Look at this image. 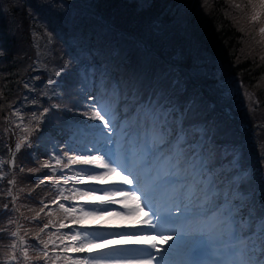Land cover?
I'll return each instance as SVG.
<instances>
[{"label": "snow or ice", "instance_id": "1", "mask_svg": "<svg viewBox=\"0 0 264 264\" xmlns=\"http://www.w3.org/2000/svg\"><path fill=\"white\" fill-rule=\"evenodd\" d=\"M249 2L253 9L259 5L260 10L251 17L257 21L264 15V0ZM259 31L264 33V27ZM80 82L84 84L80 89L83 106L88 111L78 113L82 120L73 117L74 131L66 143L67 150L59 155L52 152L41 164L52 175L59 171L61 177H46L58 191L50 203L64 213L53 227L68 228L67 233L57 237L64 245L60 251L88 253L75 258L65 256L66 264H264V155L259 170L245 165L243 157L235 153L224 162L212 147L214 141L209 140L202 122L194 119L198 100L195 96L183 98L185 93L180 92V82L174 78L163 74L148 78L137 73L126 93L113 87L108 93L89 94L95 82H90L87 75ZM101 87H97L98 93ZM49 111L44 108L39 116L32 113L31 120L37 123L33 128L24 127L26 134L15 143L16 152L25 143L31 147L29 136L39 129ZM15 114L20 116L19 109ZM11 155L14 163L15 152ZM110 176L118 179L110 180ZM46 180H40L37 187ZM70 182L69 194L65 195L61 183L67 186ZM113 205L122 207L117 210ZM8 207L4 205L6 210ZM48 207L43 204L36 216ZM107 213L134 221L122 225L131 231L101 235L91 230L93 226L86 222ZM69 219L71 226L64 222ZM48 227L46 223L36 233L39 251L35 257L22 247L19 253L9 254L7 260L18 264L22 256L26 261L55 264L49 256V242L56 244L52 239L56 233H51L48 241L39 239ZM18 235V231L11 233L13 238ZM124 235L140 237L135 243L147 247L133 251L125 244L107 242L108 237ZM157 239L163 244H157ZM23 240L19 237V243ZM10 247L15 249L18 243ZM57 247H53V253ZM170 249L182 259H168ZM60 259L57 254L55 260Z\"/></svg>", "mask_w": 264, "mask_h": 264}, {"label": "trees", "instance_id": "2", "mask_svg": "<svg viewBox=\"0 0 264 264\" xmlns=\"http://www.w3.org/2000/svg\"><path fill=\"white\" fill-rule=\"evenodd\" d=\"M259 10V5L253 9L249 0H0V157H6L11 133H25L14 122L12 108L25 95L28 79L46 75L35 68L33 18L44 22L52 36L50 57L63 69L56 78L62 81L65 92L64 98L50 100L58 101L60 107L52 108L50 103L41 106L39 114L44 108L50 111L44 115L39 129L29 136L31 147L25 143L15 153L14 171L6 170L0 178V264H17L8 261L7 256L19 253L22 247H27L29 256L35 257L39 251L36 233L49 224L39 235L44 240L57 229L53 224L58 225L64 217L58 205L50 203L58 191L46 177H61L59 172L52 175L49 169L41 167L48 159L47 150L40 144V134L47 130L61 140L74 131L60 129H64L67 117H74L65 107L74 103L79 79L84 77L78 64L87 58L92 63H106L110 68L108 84L125 93L137 73L148 78L163 74L178 80L180 92L185 93L183 98L195 96L198 100L194 119L202 122L209 140L214 141L212 147L224 162L235 153L243 157L245 165L259 170L264 155V33L259 29L264 27V15L257 21L251 19L254 11ZM93 36L96 40L91 44ZM78 45H83L88 54L81 55ZM114 46L116 51L112 52ZM229 83H237L244 90L242 103L235 107L224 102L221 85ZM226 105L242 123L252 127L241 130L224 112ZM42 179L46 183L37 187ZM10 180L15 183H9ZM61 187L67 191L69 185L61 183ZM41 200L49 207L37 217L43 207ZM17 228L24 237L22 244L18 236L11 237ZM13 243H18V247L11 248ZM52 249L49 244V254ZM42 263L26 261L22 256L18 261Z\"/></svg>", "mask_w": 264, "mask_h": 264}, {"label": "rangeland", "instance_id": "3", "mask_svg": "<svg viewBox=\"0 0 264 264\" xmlns=\"http://www.w3.org/2000/svg\"><path fill=\"white\" fill-rule=\"evenodd\" d=\"M31 29L34 35V44L37 49V59L35 63V68L38 71H43L46 75H43L41 79L36 77H30L27 81V90L25 95L23 96L22 100L17 103L16 106L12 108V112L14 113L13 120L17 124L19 128H24L25 126H31V124L35 120H31L32 113L35 112L37 116L40 114L38 113V110L41 109V106L45 103H50V100L52 98L56 99H62L64 98V89L62 81L56 76H60V73L63 71L62 68H60L57 64L53 63L50 56H52L53 53V47H52V36L48 31L47 25L44 22H41L35 18L31 21ZM95 36L92 37L91 44L95 43ZM104 48L108 47V44H103ZM84 46H77V50L80 51L81 55L88 54L89 51L84 50ZM89 48V47H88ZM93 48H90L91 50ZM98 52H101L100 50L96 49ZM116 51V46L113 47L112 52ZM78 66L81 67V70L85 75H87L90 82H95L92 86L89 87L88 92L89 94H100V93H108L111 92L113 87H116V85H113V87H110V84H108V74L110 72V68L108 65L104 62H94L92 63V59H85L83 61H80ZM191 78L192 74L191 72L186 69L185 71ZM59 73V75H57ZM218 74V72H217ZM83 78V77H82ZM82 78L79 79V82L82 80ZM100 92H97V87L101 86ZM200 86H203L200 84ZM84 87V84L82 82L79 83V86L76 89V95L74 96V103L69 104L65 107L67 110H71L72 114L74 116H79V112L88 111L86 107L83 106L85 101L83 100L80 89ZM241 87V88H240ZM221 89L223 91V98L224 102L231 104L232 106H237L238 104L242 103V99L244 97V90L242 86H239L236 84L229 83L227 85H221ZM117 91H120V88H116ZM233 92V93H232ZM242 93V94H241ZM35 101V103H33ZM79 102V103H78ZM54 105H60L58 104V101L51 102L49 106L52 108H58L53 107ZM228 110L230 109L229 106L226 105ZM19 109L20 116H17L15 114V111ZM231 111V110H230ZM235 115V114H234ZM21 117L23 118L21 120ZM80 117V116H79ZM31 121V123H29ZM67 123L64 126V129H60V131L64 132L66 128L73 129L71 125L73 124V117H67L66 119ZM12 134V133H11ZM9 135L7 138L8 141V151L6 154V157H0V169L1 175H6V170L9 172H13L15 168V160L14 163H12L11 159V152H15V143L18 142L25 133H18V134H12ZM72 133L68 134L67 137L62 138L61 140H57V138L53 137L52 134H50L47 130L43 131L40 134V139L42 142L40 143L46 151L47 159L49 160V156L52 152H55L57 155L60 154L62 150H67L66 143L68 139L71 137ZM59 145V148L56 146ZM9 148H11V152L9 151ZM225 154V153H224ZM223 154V156H224ZM54 162L55 161H51ZM59 172V171H57ZM126 174V173H125ZM71 175V173H69ZM108 179L110 180H116L118 177L110 176ZM77 187H83L84 185H76ZM97 187H100L101 185L97 184ZM107 186V185H104ZM69 187H71V182L69 183ZM68 191H65V195H68ZM99 196H103V193H98ZM122 197H118L120 199ZM60 202H64L63 198H61ZM77 202H82L81 200L77 199ZM71 207V203L68 205ZM112 207L119 210L122 206L121 205H113ZM146 211H150L149 209H145ZM60 211V209H59ZM64 214V213H63ZM56 217H59V215H56ZM140 218L143 217V213L140 214ZM70 220V219H69ZM66 224H69V226L72 225L71 220L64 221ZM134 221H128L124 220L121 217L115 216L111 213H107L101 216L93 217L91 218V221H87L86 223L89 225H92V229L94 231H98L101 235H104L105 233L109 232H121V231H131V229H125L122 227V225H126L128 223H133ZM55 232L56 236H53L52 239L56 241V244L53 245L51 242L49 244L52 247L58 246L56 253L49 254L50 257H52V260L55 261V264H66V261L64 260L65 256H72L75 258L76 256H85L88 255V253H64L61 252L60 249L64 247V245L60 244V240L57 239L58 236L63 235L64 233L68 232V228L64 229H53L51 233ZM50 233V234H51ZM157 236H159V233H157ZM140 239V237L137 236H117V237H108L107 242L110 244L120 243L125 244L129 250H138L141 248L147 247L146 244H137L135 243L136 240ZM49 237L44 238V241H48ZM157 244H163V241L161 239H157ZM65 243H69L68 241H65ZM171 243V241L169 242ZM166 247V245H164ZM97 247H100V245H97ZM59 254L61 256L60 260H55V256ZM174 258H172V255H174ZM166 257L168 259L173 260H181V257L179 254L174 250L170 249L169 253L166 254ZM44 264V262L42 263ZM48 264H52V261H49Z\"/></svg>", "mask_w": 264, "mask_h": 264}, {"label": "water", "instance_id": "4", "mask_svg": "<svg viewBox=\"0 0 264 264\" xmlns=\"http://www.w3.org/2000/svg\"><path fill=\"white\" fill-rule=\"evenodd\" d=\"M223 110L224 112L233 120L236 122V124L238 125V127L241 129V130H246V129H250L252 126L247 124V123H241L238 116L232 114V112L230 110H228V108L226 106L223 107ZM264 125V124H263ZM11 159H12V155H11ZM13 164V159H12V163L11 165ZM17 231L19 232V229H17ZM20 236L18 235V238Z\"/></svg>", "mask_w": 264, "mask_h": 264}, {"label": "bare ground", "instance_id": "5", "mask_svg": "<svg viewBox=\"0 0 264 264\" xmlns=\"http://www.w3.org/2000/svg\"><path fill=\"white\" fill-rule=\"evenodd\" d=\"M149 46V45H148ZM93 219V218H92ZM89 221H91V218L89 219ZM174 256H175V254L174 255H172V258H174ZM182 259V258H181ZM171 260H173V259H171ZM173 261H175V260H173ZM177 261V260H176Z\"/></svg>", "mask_w": 264, "mask_h": 264}]
</instances>
